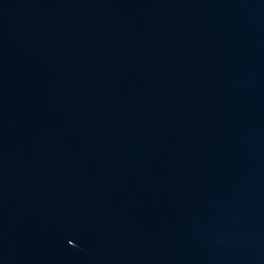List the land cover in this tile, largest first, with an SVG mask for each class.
I'll return each mask as SVG.
<instances>
[{"label":"water","instance_id":"95a60500","mask_svg":"<svg viewBox=\"0 0 264 264\" xmlns=\"http://www.w3.org/2000/svg\"><path fill=\"white\" fill-rule=\"evenodd\" d=\"M0 264H264V0H0Z\"/></svg>","mask_w":264,"mask_h":264}]
</instances>
